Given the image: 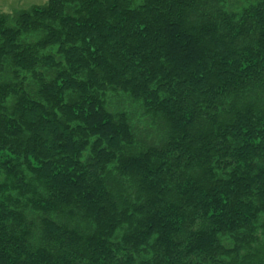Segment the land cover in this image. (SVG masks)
Returning a JSON list of instances; mask_svg holds the SVG:
<instances>
[{
  "label": "trees",
  "instance_id": "1",
  "mask_svg": "<svg viewBox=\"0 0 264 264\" xmlns=\"http://www.w3.org/2000/svg\"><path fill=\"white\" fill-rule=\"evenodd\" d=\"M0 264H264V0L0 13Z\"/></svg>",
  "mask_w": 264,
  "mask_h": 264
},
{
  "label": "rangeland",
  "instance_id": "2",
  "mask_svg": "<svg viewBox=\"0 0 264 264\" xmlns=\"http://www.w3.org/2000/svg\"><path fill=\"white\" fill-rule=\"evenodd\" d=\"M47 0H0V13L13 14L31 6H41Z\"/></svg>",
  "mask_w": 264,
  "mask_h": 264
}]
</instances>
